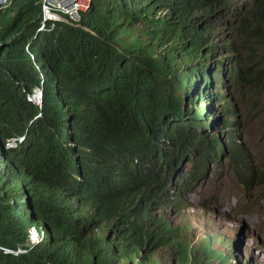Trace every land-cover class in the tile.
<instances>
[{"label": "trees", "instance_id": "16d2710c", "mask_svg": "<svg viewBox=\"0 0 264 264\" xmlns=\"http://www.w3.org/2000/svg\"><path fill=\"white\" fill-rule=\"evenodd\" d=\"M40 26L41 0L0 8V264H201L162 212L179 207L168 191L176 166L197 155L205 174L226 154L238 182L264 189V159L248 176L237 122L208 133L212 102L194 106L202 92L188 93L183 76L206 78L208 52L216 68L237 49L226 76L264 111V0H91L78 25ZM35 87L40 104L27 99ZM209 95L232 106L228 88ZM193 180L180 178L183 194ZM28 223L50 236L45 247L27 245Z\"/></svg>", "mask_w": 264, "mask_h": 264}, {"label": "rangeland", "instance_id": "374dc122", "mask_svg": "<svg viewBox=\"0 0 264 264\" xmlns=\"http://www.w3.org/2000/svg\"><path fill=\"white\" fill-rule=\"evenodd\" d=\"M232 43L235 44L236 41ZM236 50L217 54L221 59L223 55L228 59L212 70L217 71L219 78L225 81L224 84L218 82L217 88L230 89L234 99V110H219L221 116L214 114L213 126L219 130L223 129L224 120L236 121L237 125L233 131H236L240 144L247 148V155L254 167L264 159V111H260V106L254 104V98L244 96L241 91L236 93L230 76H226V68H229L232 62V52ZM215 57L208 56L206 61L213 65ZM212 116L213 114H210V120ZM227 131H231V128H227ZM223 138L221 133V139ZM222 159L221 164L212 163L207 166L205 177L201 176L191 191L183 194L190 206L179 213L168 211L166 216L175 224L184 226V238L192 241L194 246H198L196 242L200 241L201 247L208 235H218L219 239L212 242V248L225 254L230 249V254L222 257L223 264H264V216L261 205L257 208L256 204V200L264 198V189L254 181H247V186L238 182L228 167L224 154ZM193 169L195 164L191 162L180 174L188 178L187 173ZM241 237L243 238L240 240Z\"/></svg>", "mask_w": 264, "mask_h": 264}, {"label": "clouds", "instance_id": "9594fccd", "mask_svg": "<svg viewBox=\"0 0 264 264\" xmlns=\"http://www.w3.org/2000/svg\"><path fill=\"white\" fill-rule=\"evenodd\" d=\"M8 1L9 0H0V8L2 6H4V5H6L8 3ZM252 1L253 0H245L246 3H251ZM90 3H91V0H90ZM90 3H89V5H90ZM89 5H88V7H89ZM239 5H238V7H239ZM85 10H82V11L79 12L80 18H81V13L83 11H85ZM233 14H234V12H230L229 16H233ZM43 17H44L43 0H41V26H40L39 30L46 29L45 28L46 25H50L51 27H53V25H54L55 22L62 21V20L54 21L53 24H52L51 20H47V21H45L43 23V21H44L43 20ZM80 18H79V21H80ZM79 21L76 22V23H74V24H71V23L66 22V21H62V22H66V23H69L71 25H78ZM224 37H225V34H224ZM220 42L222 44V40ZM208 56L215 57V54L208 52L206 58ZM225 59H228V58L223 57L222 61L225 60ZM204 61L206 62V64L210 65V68L208 69V72H207V77L206 78H203L202 76L200 77L198 75H196V76L191 75V77L183 76V86L186 87L185 89L188 91V93H190L193 96H195V95H198L199 96V93L202 92L203 104L200 103V102L198 103L197 100H196V104H194V106L198 107L200 111H202V110H205V112L209 111L208 104H209V102H212V105H211L212 111H210L205 116H204V113H203V116L205 117V119H206V121H207V123L209 125V127H208V133H210L212 136H214V135H217L218 136L219 133H220L219 132L220 129L218 130V129H216L213 126V123L215 122V115L214 114H218V115L221 116V114L218 111L220 110V111L224 112V110H223V108H222L221 105L219 107L216 106V105H214L215 103L212 100L211 95H209V91L215 90L217 88V83L218 82H221V83L224 84L225 81L224 80L221 81V79L219 78V73H217V71H215V76L214 77L218 80V82L216 83L215 79L213 78V72L214 71H212V70L215 69L214 68V64L216 62V57H215V62L213 63V65H212V63H208L206 61V59H204ZM218 65H217V67H218ZM225 68L226 67L224 65L223 66L224 71H225ZM226 70H228V68H226ZM209 74H210V76H209ZM224 77H225V75L223 74V78ZM218 89H220L222 91L226 90L225 87H223V88L218 87ZM229 91H230V89H229ZM41 98H42V89L40 87H35L34 90H33V92L30 95L27 96V99L30 100V101H32L35 104H40ZM185 102L187 104L188 101L186 100ZM230 105H232L231 106L232 108L230 107L225 112H230L232 109L234 110V99H233V97H232V103ZM190 106L192 107V105H190ZM210 114H213L211 120L209 118ZM225 121L226 120H224L223 123ZM226 122H230V120H228ZM220 139H221V135H220ZM237 139H238V142L240 144V141H239V137L238 136H237ZM10 140L12 141V145L11 146H9L7 144V142L10 141ZM21 140H22V137L8 139V140L5 141L4 147L6 149L14 148L17 145V141H21ZM221 143L224 145V138L221 139ZM240 145H242V144H240ZM224 149H225V147H224ZM242 149L245 152H247L246 149H245V146H243V145H242ZM200 158L201 157H199L197 155L196 156H190L189 159H184L179 165L176 166L175 172H174V176L172 178V182H171L170 187L168 188V191H169V197L171 199L176 198V197L179 198V202H178L179 203V207H178V209H173L172 207H168V209L167 208H164L162 210V212L164 213V216L166 217V219L168 220V222L171 221L173 224H175L172 220H170L166 216V212H168V211L169 212L170 211H176L177 213H179L181 210H185L188 206H190V202L186 198L183 197V189L180 187V184L177 186L178 181L180 180V178L183 181H185V180H190V178L193 176L194 177L193 184H192V188H193L195 186V184L197 183V181L201 178V176H204L205 177V174H204L203 171L197 173V164H198V161L200 160ZM191 162H193L195 164V169H193L191 172L187 173L188 174V178H186L183 174H180V172H181V170L187 164H189ZM222 162H223V159H222L221 163ZM227 162H228V157H227ZM212 163L218 164L215 161H211V162H208L207 166H210ZM248 164L250 166V171H249V174H248V176H249L253 172V166H252L251 161L249 160V156H248ZM76 170H77V172L74 174V177L76 179H78V180H82V175H81V171H80V165L77 166ZM176 186H177V190H178V193L177 194H175V187ZM30 200H31L30 199V196L29 195H26V193H24L23 194L22 201L25 204V207L27 209H29V210L31 209ZM71 200L73 202H75L76 204H79V201L77 200L76 196H73L71 198ZM82 200H84V197H83ZM175 225H178V226H180L183 229L182 238L185 239L187 242H189L191 249H192V247H197V252H198L199 256L201 258H204L205 259V261H202L201 264H223L222 257L224 255L226 256L227 254H230V249L225 254L221 250L212 248V242L214 240L219 239V236L218 235H208L206 238H204L205 239V243L201 247L199 246L200 241L199 242L194 241L198 245V246H196V245L194 246L192 244V241L184 238V236H185L184 226H181L180 224H175ZM26 231H27V245L29 247L32 248L33 246H36V245L45 247V243L49 240L48 238L50 236L49 235L47 236V234L45 233V231H44V229L42 227L37 226L35 223H28V225L26 226ZM90 233H91V236H92L91 244H93L94 241H96V233L94 231H92ZM105 234H107V233L105 232ZM242 238L243 237H241L239 239L241 240ZM86 239H87V235H82V236H78V238L76 239V241H86ZM222 243H224V242H222ZM226 244L228 245V243H226ZM204 248H209L210 249V254L209 255H204V256L202 255V249H204ZM232 249H233V245L231 244V251H232ZM7 251H9V250H7ZM13 252L15 254L17 253L16 251H13ZM96 255H97L96 253H94V254L91 255V258H92V261L93 262L95 261ZM167 260H168V263L171 262L172 264H176V261L174 259H172L171 256H168ZM192 261H193V257L189 258V263L192 262Z\"/></svg>", "mask_w": 264, "mask_h": 264}, {"label": "built area", "instance_id": "2783aa9c", "mask_svg": "<svg viewBox=\"0 0 264 264\" xmlns=\"http://www.w3.org/2000/svg\"><path fill=\"white\" fill-rule=\"evenodd\" d=\"M90 0H43V23L47 20H62L74 24L79 21V12L85 10ZM9 146L12 141H8Z\"/></svg>", "mask_w": 264, "mask_h": 264}, {"label": "bare ground", "instance_id": "6f19581e", "mask_svg": "<svg viewBox=\"0 0 264 264\" xmlns=\"http://www.w3.org/2000/svg\"><path fill=\"white\" fill-rule=\"evenodd\" d=\"M36 99V98H35Z\"/></svg>", "mask_w": 264, "mask_h": 264}]
</instances>
